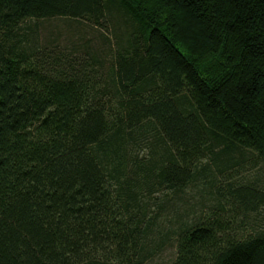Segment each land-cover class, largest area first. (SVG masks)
<instances>
[{"label": "trees", "instance_id": "1", "mask_svg": "<svg viewBox=\"0 0 264 264\" xmlns=\"http://www.w3.org/2000/svg\"><path fill=\"white\" fill-rule=\"evenodd\" d=\"M52 18L114 39L44 40ZM169 244L264 264V0H0V264Z\"/></svg>", "mask_w": 264, "mask_h": 264}, {"label": "rangeland", "instance_id": "2", "mask_svg": "<svg viewBox=\"0 0 264 264\" xmlns=\"http://www.w3.org/2000/svg\"><path fill=\"white\" fill-rule=\"evenodd\" d=\"M38 26L44 40H56L62 44L65 42L71 44L72 41L93 40L96 45L104 47L107 41L102 35H109L114 39L112 31L109 34L99 32L91 23L85 20L76 22L67 18L43 19L38 21ZM196 200H200V198L197 197L193 201ZM174 256L175 246L169 244L163 252L149 259L145 264H170Z\"/></svg>", "mask_w": 264, "mask_h": 264}]
</instances>
